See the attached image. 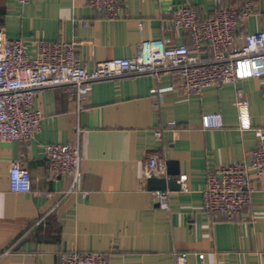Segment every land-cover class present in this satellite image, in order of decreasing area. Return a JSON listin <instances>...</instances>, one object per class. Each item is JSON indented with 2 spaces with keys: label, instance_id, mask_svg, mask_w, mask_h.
Here are the masks:
<instances>
[{
  "label": "crops",
  "instance_id": "obj_1",
  "mask_svg": "<svg viewBox=\"0 0 264 264\" xmlns=\"http://www.w3.org/2000/svg\"><path fill=\"white\" fill-rule=\"evenodd\" d=\"M248 2L256 8L240 23L237 43L243 44L247 34L264 31V0H127L114 18L85 0H0V29L24 39L33 56L41 41H75L78 59L92 69L135 56L145 39L192 46L191 35L172 25L173 9L191 5L204 20ZM238 88L250 102L251 129L240 126ZM35 107L43 121L30 143L0 142V264H64L62 254L73 250L103 253L109 264H176L179 253L188 254L187 264H198L200 254L206 264H264V178L252 176L251 202L232 218L206 214L202 193L209 170L249 160L257 147L264 79L187 94L171 72L160 79L125 75L93 82L81 104L73 86L47 89ZM209 113H221L224 127L203 129ZM57 142L80 147L76 190L72 174L49 168L44 147ZM22 153L32 191L16 193L10 168ZM152 156L166 170L168 161L177 163L181 174L168 180L187 179V190H166L165 208L157 196L164 191L148 188Z\"/></svg>",
  "mask_w": 264,
  "mask_h": 264
},
{
  "label": "built area",
  "instance_id": "obj_2",
  "mask_svg": "<svg viewBox=\"0 0 264 264\" xmlns=\"http://www.w3.org/2000/svg\"><path fill=\"white\" fill-rule=\"evenodd\" d=\"M28 3L30 0H19ZM98 13L118 17L127 0H85ZM253 2L242 8H224L212 17L201 20L191 5L173 9L172 25L191 35L192 46L172 45L167 39H145L137 53L129 58H113L97 62L88 69L76 55L75 41H41L36 55H31L26 41L10 38L0 29V142L30 143L41 131L43 114L35 107V98L50 88L70 85L76 88L79 103L89 95L92 83L125 75L148 74L160 79L173 73L185 93H200L207 87L237 84L251 78L264 79V31L247 34L238 44L237 33L242 20L255 12ZM205 50L207 55H203ZM160 89H153L154 93ZM162 92V91H161ZM236 107L242 129H251L250 102L238 88ZM176 122L169 125L175 126ZM221 113L202 117L203 129L224 127ZM257 147L249 160L209 170L203 189V208L208 215L232 218L251 202L254 191L252 176L264 178V127L254 129ZM49 168L55 175L72 174L71 190L81 182V151L78 144L50 143L44 147ZM25 154L12 162L10 187L13 192L32 191V178L26 167ZM165 162L157 156L148 160L146 177H167ZM186 176H180L183 190ZM184 184V185H183ZM70 190V192H71ZM87 197V192H81ZM162 207L168 206L169 192H157ZM187 253L176 255V264H187ZM64 264H109L103 253L73 250L62 254ZM206 264L204 254L199 263Z\"/></svg>",
  "mask_w": 264,
  "mask_h": 264
},
{
  "label": "water",
  "instance_id": "obj_3",
  "mask_svg": "<svg viewBox=\"0 0 264 264\" xmlns=\"http://www.w3.org/2000/svg\"><path fill=\"white\" fill-rule=\"evenodd\" d=\"M167 166L166 173L168 176H178L181 174L175 161H168ZM147 179L148 188L151 191H166L167 189L178 190L181 187L177 180H168L167 177L150 176Z\"/></svg>",
  "mask_w": 264,
  "mask_h": 264
}]
</instances>
